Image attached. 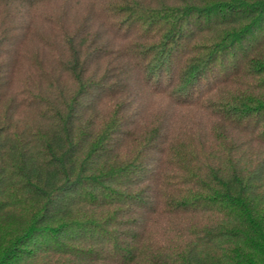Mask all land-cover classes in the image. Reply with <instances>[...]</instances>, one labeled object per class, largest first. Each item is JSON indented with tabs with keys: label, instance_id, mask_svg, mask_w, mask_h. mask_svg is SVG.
I'll list each match as a JSON object with an SVG mask.
<instances>
[{
	"label": "trees",
	"instance_id": "obj_1",
	"mask_svg": "<svg viewBox=\"0 0 264 264\" xmlns=\"http://www.w3.org/2000/svg\"><path fill=\"white\" fill-rule=\"evenodd\" d=\"M0 264H264V0H0Z\"/></svg>",
	"mask_w": 264,
	"mask_h": 264
},
{
	"label": "rangeland",
	"instance_id": "obj_2",
	"mask_svg": "<svg viewBox=\"0 0 264 264\" xmlns=\"http://www.w3.org/2000/svg\"><path fill=\"white\" fill-rule=\"evenodd\" d=\"M61 3H62L61 1H58V3H56V4H59V7H60V4ZM70 3H71L72 10L73 11H76L77 10L76 13L80 12L84 8V6H81V3L74 2V1H71Z\"/></svg>",
	"mask_w": 264,
	"mask_h": 264
}]
</instances>
